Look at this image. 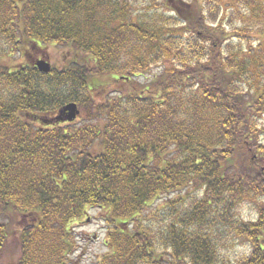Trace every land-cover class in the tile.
<instances>
[{
	"label": "trees",
	"instance_id": "obj_1",
	"mask_svg": "<svg viewBox=\"0 0 264 264\" xmlns=\"http://www.w3.org/2000/svg\"><path fill=\"white\" fill-rule=\"evenodd\" d=\"M91 210L90 264H264V0H0V257L72 264Z\"/></svg>",
	"mask_w": 264,
	"mask_h": 264
},
{
	"label": "rangeland",
	"instance_id": "obj_2",
	"mask_svg": "<svg viewBox=\"0 0 264 264\" xmlns=\"http://www.w3.org/2000/svg\"><path fill=\"white\" fill-rule=\"evenodd\" d=\"M143 1V0H142ZM159 1V0H157ZM228 1V0H223ZM60 50L56 49L55 47H49L43 50L42 54L43 59L48 60L50 63H53L55 57L59 56ZM39 57V55H38ZM19 62V59L15 61V63ZM158 67H153V71H157ZM100 100V98H99ZM244 214L247 216L249 215L248 212ZM94 214V210L89 212L90 220H84L75 226L76 234L78 235L79 239V248L78 251L74 254L75 256L81 255L76 261L72 264H90L92 263L99 255L105 252L106 248L103 243V237L105 233V228L102 222L99 220L92 219V215ZM20 223V222H19ZM22 223H24L22 221ZM247 244L243 241H237L231 246L227 248V254L231 258L230 264H233V258L235 261V257L241 255L243 252L247 250ZM19 245L17 240V230H15L12 235L10 236L3 253L0 257V264H14L15 260L18 257Z\"/></svg>",
	"mask_w": 264,
	"mask_h": 264
},
{
	"label": "water",
	"instance_id": "obj_3",
	"mask_svg": "<svg viewBox=\"0 0 264 264\" xmlns=\"http://www.w3.org/2000/svg\"><path fill=\"white\" fill-rule=\"evenodd\" d=\"M35 64L41 72H48L51 68L50 64L43 59L37 60ZM59 111L65 113L68 120H72L78 114V108L74 102L63 105Z\"/></svg>",
	"mask_w": 264,
	"mask_h": 264
}]
</instances>
